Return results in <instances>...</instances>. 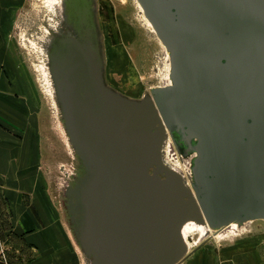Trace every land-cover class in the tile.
Returning a JSON list of instances; mask_svg holds the SVG:
<instances>
[{
  "label": "water",
  "instance_id": "1",
  "mask_svg": "<svg viewBox=\"0 0 264 264\" xmlns=\"http://www.w3.org/2000/svg\"><path fill=\"white\" fill-rule=\"evenodd\" d=\"M169 54L170 83L129 97L104 78L89 0L48 67L80 170L64 209L90 264H179L187 220L264 218V0H137ZM194 153L190 186L162 158Z\"/></svg>",
  "mask_w": 264,
  "mask_h": 264
},
{
  "label": "rangeland",
  "instance_id": "2",
  "mask_svg": "<svg viewBox=\"0 0 264 264\" xmlns=\"http://www.w3.org/2000/svg\"><path fill=\"white\" fill-rule=\"evenodd\" d=\"M65 0H0L1 41L13 54L39 110H45L48 132L46 162L53 211L35 233L37 243L27 242L12 228L9 210L0 195V251L9 264H90L75 241L64 209L65 188L79 172V160L69 146L53 82L48 74V48L63 22ZM103 57L106 83L132 98L169 82V54L146 21L137 0H89ZM48 67V70H47ZM52 82V83H51ZM49 131V130H48ZM168 143V144H167ZM194 153L176 148L166 133L162 158L179 162L190 183ZM218 233L188 223L184 237L187 251L179 264H264V218L236 222Z\"/></svg>",
  "mask_w": 264,
  "mask_h": 264
},
{
  "label": "crops",
  "instance_id": "3",
  "mask_svg": "<svg viewBox=\"0 0 264 264\" xmlns=\"http://www.w3.org/2000/svg\"><path fill=\"white\" fill-rule=\"evenodd\" d=\"M48 132L51 125L45 110H39L13 54L0 38V195L12 228L31 243L38 239L34 228L54 208L43 165Z\"/></svg>",
  "mask_w": 264,
  "mask_h": 264
},
{
  "label": "flooded vegetation",
  "instance_id": "4",
  "mask_svg": "<svg viewBox=\"0 0 264 264\" xmlns=\"http://www.w3.org/2000/svg\"><path fill=\"white\" fill-rule=\"evenodd\" d=\"M83 11L84 10L81 0H65L63 6L64 19L63 22L60 23L61 29L59 28V31L57 32L58 35H56L54 39L61 34L75 33L77 27L84 18Z\"/></svg>",
  "mask_w": 264,
  "mask_h": 264
},
{
  "label": "bare ground",
  "instance_id": "5",
  "mask_svg": "<svg viewBox=\"0 0 264 264\" xmlns=\"http://www.w3.org/2000/svg\"><path fill=\"white\" fill-rule=\"evenodd\" d=\"M139 5H140V4H139ZM140 8H141V10H142V7H141V6H140ZM142 11H143V10H142ZM143 15H144V14H143ZM145 17H146V16H145ZM146 21H147L148 24L152 27V30L155 31L154 28H153V26L151 25L150 21H149L147 18H146ZM169 67H170V65L168 66L167 75H168V72H169ZM47 70H48V67H47ZM48 74H49V70H48ZM49 77H50V74H49ZM168 79H169V82H168V83H170V76H169ZM50 81H51V78H50ZM51 83H52V82H51ZM52 88H53V85H52ZM65 135H66V138H67V141H68L69 146L72 147L71 144H70V142H69V140H68V137H67V134H66V133H65ZM168 165H169V164H168ZM170 167H171V166H170ZM183 177H184V180H185L186 184L190 186V183H189V181L187 180V178H186L185 176H183ZM188 223L194 224V225L199 226V227H203V228H205L206 230H210V227H208V226H207L206 224H204V223L196 222V221H193V220H187V221H185V222L182 224V226H181V234H182L183 239L185 240L187 246H188V243H187V241H186V239H185V237H184L183 230H184L185 226H186ZM227 226H228V229H231L233 226H236V227H237V223L233 221V222L229 223ZM212 229H213V228H212ZM213 230L216 232V234H218V233H224V232L226 231V228L224 229V226H223V227H220V228H218V229H213Z\"/></svg>",
  "mask_w": 264,
  "mask_h": 264
},
{
  "label": "built area",
  "instance_id": "6",
  "mask_svg": "<svg viewBox=\"0 0 264 264\" xmlns=\"http://www.w3.org/2000/svg\"><path fill=\"white\" fill-rule=\"evenodd\" d=\"M167 77L169 78V72H168ZM166 84H168V83H166ZM164 85H165V84H164ZM163 142H164V141H163ZM167 144H168V143H167ZM162 146H163V145H162ZM167 164H169V163H167ZM169 166H171L173 169L179 171L183 176H185L184 173H186V172L188 173V172H189V171H186V172L184 171V172H183V169L181 168L179 162H172V164H169ZM187 173H186V174H187ZM187 175H189V173H188ZM67 185H68V184H67ZM67 185H66V186H67ZM0 264H9V263L7 262L5 256H4V253H3L2 250L0 251Z\"/></svg>",
  "mask_w": 264,
  "mask_h": 264
}]
</instances>
